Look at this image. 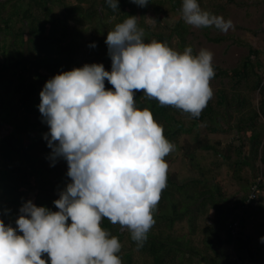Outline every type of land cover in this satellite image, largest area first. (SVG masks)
I'll use <instances>...</instances> for the list:
<instances>
[{"label": "trees", "instance_id": "trees-1", "mask_svg": "<svg viewBox=\"0 0 264 264\" xmlns=\"http://www.w3.org/2000/svg\"><path fill=\"white\" fill-rule=\"evenodd\" d=\"M198 2L201 8L206 5L204 0ZM181 7L182 0H149L145 7L119 0L115 11L106 0H0V215L5 212L8 217L9 208L18 211L28 200L57 211L53 201L70 182L58 163L52 167L49 159L41 161L34 155L40 143L48 156L51 153L38 109L46 81L85 64H103L110 71L105 40L128 16L139 18L146 42L155 39L180 52L191 46L198 54L191 40L193 27L182 19ZM200 29L211 43L225 39L212 36V31H219L214 26ZM93 43L95 48L89 46ZM213 67L212 79L222 86L198 118L161 106L142 92L136 94V106L150 109L175 147L183 136L191 139L181 149L196 175L182 180L178 173L167 171V187L153 212L155 224L141 248L127 229L102 219V228L125 242L128 250L119 255L125 264H133L135 256L151 264H264L260 243L264 220H259L264 214V48L250 47L234 68ZM105 86L112 89L107 81ZM211 135L233 136L241 144L231 181L219 172L225 159L231 160L229 148L211 141ZM255 165L261 177L254 182L246 176ZM228 184L236 185L233 193L241 196L234 198L232 208L224 206L232 198ZM254 187L258 192L250 202L258 206L245 207ZM7 217L2 218L5 224L16 228V219ZM249 219L257 221L256 234L247 226ZM238 220L234 235L230 225Z\"/></svg>", "mask_w": 264, "mask_h": 264}, {"label": "clouds", "instance_id": "clouds-1", "mask_svg": "<svg viewBox=\"0 0 264 264\" xmlns=\"http://www.w3.org/2000/svg\"><path fill=\"white\" fill-rule=\"evenodd\" d=\"M106 3L118 10L119 0ZM131 3L145 7L149 0ZM180 11L196 28H234L198 0H182ZM138 20L128 16L108 32L110 71L85 64L44 84L38 109L48 127V159L52 167L66 161L70 182L53 201L57 211L28 200L19 208L16 228L0 219V264H122V245L102 228L103 218L127 229L138 248L147 241L167 187L164 157L175 145L150 109L136 106V94L198 118L213 96L215 71L210 50L194 54L191 46L180 52L155 39L146 42Z\"/></svg>", "mask_w": 264, "mask_h": 264}, {"label": "rangeland", "instance_id": "rangeland-1", "mask_svg": "<svg viewBox=\"0 0 264 264\" xmlns=\"http://www.w3.org/2000/svg\"><path fill=\"white\" fill-rule=\"evenodd\" d=\"M205 6L202 7L203 10L213 11L215 15L222 16L226 21L231 20L233 22L234 28L229 29L226 33L219 31H212L211 34L214 37L225 38L221 44H215L209 42L204 33L200 28L193 27V35L191 40L193 41L197 53L200 49L206 48L213 53V66H219L221 68H234L239 64V62L249 53L251 48H264V0H204ZM241 41H243L241 43ZM222 86L219 80H210V87L213 91V97L216 96L218 89ZM47 127V125H46ZM48 130V127H47ZM211 141L219 142L224 147L229 148V154L231 155V160L225 159V162L220 166L221 178L230 180L231 175L234 174L233 166L238 160L237 148L241 145L239 142H235L233 136L227 137L224 135H211ZM186 141H191L188 136H183L178 147H175L174 151L167 155L164 159L169 167L168 170L171 173H178L182 180H188L189 178L195 176L196 174L191 170L188 163V158L184 156L181 146H183ZM34 155L38 160L48 162V153L44 146L40 143L35 146ZM245 155L249 156L248 148L245 149ZM213 156L211 154L207 155V161H212ZM206 161V162H207ZM66 172L68 166L66 161L59 159L57 161ZM50 165V163L48 162ZM249 177L252 181H257L261 177V174L257 171L256 165L254 169L249 171ZM260 180V179H259ZM237 186L229 187L228 192L231 194L232 198L224 203L227 208H232L235 204L234 198H240V194L234 195L233 191L236 192ZM260 193V192H259ZM59 199V197H58ZM253 208L258 206L257 202L252 203ZM8 212L10 215L7 217L5 212L0 215V219L3 217L15 218L19 217V210L16 208H9ZM259 220H264V214L261 213ZM247 226L254 229L256 234L257 221L253 222L251 219L247 221ZM17 227V225H16ZM21 234V233H18ZM125 242L121 243L122 249L118 255H122L128 248L124 245ZM125 258L122 260V264H125ZM133 264H151V260L135 256Z\"/></svg>", "mask_w": 264, "mask_h": 264}, {"label": "built area", "instance_id": "built-area-1", "mask_svg": "<svg viewBox=\"0 0 264 264\" xmlns=\"http://www.w3.org/2000/svg\"><path fill=\"white\" fill-rule=\"evenodd\" d=\"M258 192V190H257V187H254V192L250 195V197H249V201L248 202H250V201H252V200H255V197H256V193ZM248 202H246V204H245V207H247L246 205L247 204H252V202H250V203H248ZM254 202V201H253ZM242 213L244 212V210L243 211H241ZM240 220V219H239ZM236 221L235 223H233L232 225H230V228L232 229V232H233V234L234 235H237L238 234V231H239V225H240V221Z\"/></svg>", "mask_w": 264, "mask_h": 264}]
</instances>
